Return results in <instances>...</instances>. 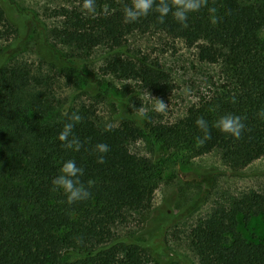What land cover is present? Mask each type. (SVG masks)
<instances>
[{"label":"trees","instance_id":"obj_1","mask_svg":"<svg viewBox=\"0 0 264 264\" xmlns=\"http://www.w3.org/2000/svg\"><path fill=\"white\" fill-rule=\"evenodd\" d=\"M125 4L130 0H96L95 15L63 9L59 15L65 24L55 36L78 50L105 44L122 52L128 35L160 32L189 48L197 46L201 62L222 64L230 84L191 107L176 123H143L133 115L119 127L102 128L89 111L56 112L48 106L47 94L32 90L43 86L42 80L26 65L0 66V264H149L147 248L122 235L118 227L133 214L151 211L161 182L158 171L167 161L180 163L218 150L225 164L239 172L264 157V119L259 116L264 109V0H209L219 23L213 25L208 8H202L189 14L187 27L171 14L159 23L156 13L125 23ZM71 67L75 74L77 66ZM106 69L138 80L160 98L172 92L170 78L158 62L119 57ZM74 112L82 117L73 128L83 144L78 152L66 149L58 139ZM226 114L242 118L245 129L239 139L212 127ZM198 117L208 122L211 133L204 143L197 140L204 136L195 123ZM144 135L156 146V159L130 151L129 144ZM98 143L110 147L103 154L104 163L97 162ZM70 159L84 169L79 179L86 187L89 180L95 181L89 199L71 205L63 190H52L53 178ZM205 198L202 194L192 200L180 216L171 209L156 210L146 223L149 241L160 245L179 217L201 206ZM260 212L264 213V195L251 192L196 225L189 247L199 264H264V242L251 243L237 229L240 216L248 221Z\"/></svg>","mask_w":264,"mask_h":264},{"label":"rangeland","instance_id":"obj_2","mask_svg":"<svg viewBox=\"0 0 264 264\" xmlns=\"http://www.w3.org/2000/svg\"><path fill=\"white\" fill-rule=\"evenodd\" d=\"M4 21L0 24V66L26 65L43 86L33 92L47 94V105L59 110H84L93 114L102 128L119 127L137 116L143 123L173 124L185 118L194 105L222 93L230 84L222 64H208L198 58V47L150 31L134 32L125 39L120 52L102 44L92 50H78L55 36L65 18L63 9L81 11V5L69 0H8L0 3ZM158 62L168 74L172 92L166 98L154 95L134 79L108 73L114 59ZM77 66L73 73L71 66ZM167 104L164 112L154 110L155 100ZM143 109V115H141ZM132 154L157 158L156 146L144 135L129 144ZM160 186L148 214H133L119 225L122 235L140 240L147 248L149 264H199L189 247L192 229L220 207H228L234 198L257 192L264 195V157L237 172L222 160L221 152L180 163L167 161L158 171ZM205 194L204 203L186 216L181 215L159 244L145 234L147 221L156 210L171 209L180 216L192 200ZM238 232L249 242H264V213L245 221L238 218Z\"/></svg>","mask_w":264,"mask_h":264},{"label":"clouds","instance_id":"obj_3","mask_svg":"<svg viewBox=\"0 0 264 264\" xmlns=\"http://www.w3.org/2000/svg\"><path fill=\"white\" fill-rule=\"evenodd\" d=\"M208 3L209 0H130V4H125L123 7V18L125 23H133L142 17H147L150 13H156L158 14V22L164 23L165 17L171 14L173 19L180 23L181 26L187 27L190 13H197L202 8H208L210 22L216 25L219 23V18L216 15L217 9L215 7H208ZM81 11L88 15H95L97 12L96 0H83ZM103 11L105 13L108 12L107 6L103 8ZM153 107L157 112H164L167 104L163 100L156 99ZM143 114V109H141V115ZM259 116L261 119H264V109L260 110ZM68 119L71 122L64 124L58 139L63 142V146L66 149L78 152L83 147V144L78 137L73 135V128L75 123L82 121V117L78 112H74ZM195 123L204 133V136L197 137V140L200 143H204L211 138L208 122L203 117H198ZM212 127L239 139L245 129V124L240 116L226 114L220 116ZM95 151L101 154L97 162L104 163L103 154L108 153L110 147L107 144L98 143L95 145ZM83 172L84 169L78 167L75 160L64 161L60 168V174L52 180V190H63L69 205L75 202L86 201L91 195L89 189L94 186L95 181L89 180L86 187L79 179L83 175Z\"/></svg>","mask_w":264,"mask_h":264}]
</instances>
